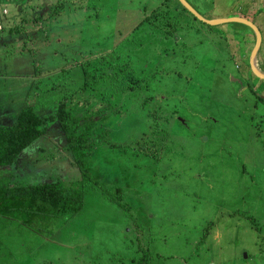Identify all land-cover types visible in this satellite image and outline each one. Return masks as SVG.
<instances>
[{
	"label": "rangeland",
	"instance_id": "1",
	"mask_svg": "<svg viewBox=\"0 0 264 264\" xmlns=\"http://www.w3.org/2000/svg\"><path fill=\"white\" fill-rule=\"evenodd\" d=\"M90 1L91 7L86 5L84 13H63L58 20L43 25L39 35L36 27L29 26L27 34L18 36L15 31H5L4 21L17 24L32 10L24 5L22 12L18 10L19 0L15 8L10 0H0V123H10L17 110L28 104L39 114L49 115L56 108V99L70 96L83 120L90 111L96 118L107 113L104 121L115 125L111 138L106 134L96 137L94 147L80 153L61 147L64 140L60 133L49 128L30 147L27 157L20 154L18 164L22 166L17 175L40 183L54 179L73 182L78 176L73 159L79 158L88 172V189L76 216L64 222L37 219L32 223L36 234L25 230L0 246V264H127L118 259L130 257L128 236L134 229L145 230L142 241L151 239L153 250L160 253L153 256L158 264H264V253L258 247L254 250L252 230L246 223L239 237L228 235L230 219L213 226L205 223L225 216L222 214L231 212L239 202L254 207L253 214L264 226V91L258 90L263 81L244 56L255 44H244L243 39L251 36L253 27L232 21L206 24L202 16L208 10H219L214 6L232 0L211 7L198 2L199 12L193 7L198 15L186 7L189 12L183 11L181 0ZM232 5L244 7L242 0ZM159 8L173 17L170 26L166 20L161 22L162 18L148 19ZM147 21L159 26L149 28ZM18 28L22 30L21 25ZM169 30L172 33L168 34ZM260 30L263 32V27ZM22 38L27 44L20 41ZM109 51L125 60L127 68L137 72L148 69L142 93L136 96L125 91L115 105L101 81L96 92L78 90L82 69L71 64L83 58L84 63H90L87 70H92L100 54ZM261 58L258 68L262 70ZM54 66L66 71L41 77L37 73L38 78L30 71ZM148 95H154L151 114L158 117L160 127L172 124L165 143L173 150L185 145L184 150L181 146L173 152L172 158L137 154L140 130L152 126L146 109L138 106V99ZM160 99H169L168 106ZM116 105L121 110L119 116L108 113ZM172 109L186 119L187 129L176 128ZM125 111L142 122L128 126L132 117ZM161 142L154 146L160 148ZM111 191H119L117 200L105 197V192ZM176 199L180 207L172 205ZM190 225L196 226V231ZM230 227L237 230L234 224ZM204 230L207 239L194 243Z\"/></svg>",
	"mask_w": 264,
	"mask_h": 264
},
{
	"label": "trees",
	"instance_id": "2",
	"mask_svg": "<svg viewBox=\"0 0 264 264\" xmlns=\"http://www.w3.org/2000/svg\"><path fill=\"white\" fill-rule=\"evenodd\" d=\"M3 1L8 2L9 0ZM19 1H22V4L20 3L17 5V9L21 12L24 8L30 9L32 10L31 15L28 17L21 16L17 24H8V22L5 21L3 23L5 31H15V34L18 36L21 34L23 35V33L27 34L26 29L29 26L36 27V34L39 35L41 30L44 31L43 25L49 24L50 20H58L61 14L72 15L75 11L87 9L86 5L91 7L90 0ZM10 2L11 3L9 4L12 5V8H15L14 6L18 3L17 0H10ZM21 5H24V8H22ZM179 6L182 10L187 11L184 5L180 4ZM10 11L13 12L14 10ZM81 12L84 13L85 11L82 10ZM147 17L148 19L153 18L156 20L162 18L161 22L166 20L168 26H170V23L173 21V17L169 16L168 13L160 8L153 10V13ZM143 19L148 20L146 17ZM147 22L149 28L159 26L150 21ZM20 25V29L22 30L18 31ZM167 32L170 34L172 33V30ZM22 39L20 41H22L23 44H27L26 39ZM39 39L37 40L40 41L44 38ZM39 44L42 43L39 42ZM64 44L68 43L64 41ZM62 55L63 53H60V57ZM74 57L75 55L72 56V58ZM97 60L98 63L92 66V70H87L90 63H87V61L84 63L83 58H81V62H79L78 59L71 62L73 65L79 64L82 69L83 81L78 85V90L81 88H88L89 90H94L96 92L98 90L97 84L101 81L102 88L108 87L109 94L107 93V96L114 105L120 94L125 91L130 90L136 96L142 93L146 84L144 80L148 77V69L146 72L144 69L137 72L133 68H127L125 60H121L116 52L112 54L111 51L100 54V57L97 58ZM64 69L65 67L54 66L51 69L47 67L45 69L40 68L36 71H30H32V74L36 75L38 78L39 74L37 73H41L40 77L41 75H47L51 72L57 75H63L66 71ZM249 73L252 72L249 70ZM37 80L38 79L35 81ZM262 81L264 82L263 78ZM263 82L258 88L260 92L264 91ZM43 86H47L45 85V82L43 83ZM248 87L250 86L248 85ZM44 89L46 90L47 88L45 87ZM255 94L258 95L260 93L256 92ZM25 97H27V95ZM153 97L154 95H148L142 101H139L137 98L138 106L146 109L147 115L150 118L149 120L152 122L150 130H140V141L137 143L138 148L136 147L137 154H143L144 156L155 158H161V155H163L164 157L171 156L172 158V153L179 150L181 146L182 150H184L185 145L182 143L177 150H173V146H169L165 143L167 136L172 131L171 120L168 117L164 118L166 122L171 124L170 128H167L166 126L160 127L158 117L151 114L154 108ZM65 98L59 100L56 99L54 101V103L57 104L56 108L49 115L39 114L35 110V106L28 104L17 110L14 119L10 123H0V246L7 245V242L13 239L15 234L20 235L25 232V230L32 234H36L34 231L35 229L33 230L34 227L32 228V223L37 219H61L62 222H64V219L76 216L84 206L86 189H88V184L86 182H88L89 176L79 158L73 159V164L78 171V176L76 177V180H73V182L70 183H61L56 179L47 180L43 183L29 182L28 179L21 178L16 173L20 166H22L18 164L21 158L20 154L22 153L23 157H27V152L28 150L30 151V147H32L35 141L43 136L49 128H54L60 133L61 138L64 140L63 145L60 144L61 147L67 151L72 149L73 151H79V153L84 148L92 149L95 145L96 137L106 134L108 138H111V128H114L115 125L114 122L109 123V120L104 121L107 113L97 116L96 118L93 117L95 113L90 111L87 112L88 116H84L83 120L82 116L78 114L76 108L72 106L70 96H65ZM168 100L169 99H163L161 102L164 106H168L166 104L168 103L166 102ZM172 112L180 114L174 109ZM108 113H113L114 116H119L121 115V110L119 106L116 105V107ZM125 113L132 117V124L128 126H133V124L136 125L142 122L135 116H132L131 112L125 111ZM174 120L175 122L173 121V124H175L176 128H188L186 123L182 121L179 122L176 119ZM154 134H158L159 136L157 138H152L151 136ZM161 138H164V141H162ZM158 141H162L160 148L154 146ZM43 157L45 156H42V158ZM46 157L51 158L52 156L50 155ZM43 160L48 159L43 158ZM10 166H13L14 169L7 170ZM166 191H170L168 186L166 187ZM111 192L112 193L105 192V197L109 201L117 200L119 197V191ZM180 203L181 202L176 199L172 205L174 207H180ZM253 209L255 208L247 203L238 202L232 207L231 212H224V214H222L225 216L218 215L205 223L213 226L219 220L230 219L227 224L228 235L230 237H239L241 235L239 234V230L241 226H244L246 223L252 230L251 233L254 238V250H257L258 247V249L264 253V226L260 225L261 223L258 218L253 214ZM232 218L235 219L233 220ZM229 223L234 224V227L236 226L237 230L235 232H233ZM190 227L192 230L196 231V226L190 225ZM4 230L7 231V234H4ZM145 234V230L134 229L132 235L128 236L130 242L129 249L132 253L130 257L124 256L121 257L122 260L118 259L119 262L125 261L127 264H158L155 259L153 260V256L160 255V253L153 250L150 238H145L144 241H142V237L145 236ZM259 236H261V238L258 240ZM2 237H5L6 241L3 240ZM207 237V232L204 230L202 231L199 240H195L194 243L204 242ZM22 242L23 241H20L18 244H22Z\"/></svg>",
	"mask_w": 264,
	"mask_h": 264
},
{
	"label": "crops",
	"instance_id": "3",
	"mask_svg": "<svg viewBox=\"0 0 264 264\" xmlns=\"http://www.w3.org/2000/svg\"><path fill=\"white\" fill-rule=\"evenodd\" d=\"M186 1L189 3V5L192 8L194 7L197 11L198 9L196 8V5L198 4V2L201 4L209 3L210 7L214 6L215 3L227 2V0H186ZM233 1L235 0H232V2ZM232 2L230 3L227 2L226 4H221V5H215L214 7L219 10H215L211 12L208 10L207 15L202 16L205 19L204 21L207 22L206 24L208 25H222L225 22L232 21L242 26H247V25L252 26L254 32L251 34V36H248V37L244 36L243 38L245 39L244 44H251L252 42L256 44V37H257V30H258L259 35H260L259 46L256 49H255V45L251 48H252V52L255 49L253 54L256 57V59L259 58L260 56L264 57V31L262 32L260 30V27H263V30H264V11H261L262 8H264V0H242L244 7L238 8V9L233 7ZM217 6H219L220 8H218ZM195 9L194 11H196ZM187 10L189 9L187 8ZM238 10L239 11L242 10L243 15L240 14ZM190 13L193 14L192 12ZM253 19H256L257 22H254ZM260 48L262 50L261 55H259ZM254 64H256L255 58H254ZM255 71L258 72V70H255ZM260 71L264 73V68Z\"/></svg>",
	"mask_w": 264,
	"mask_h": 264
},
{
	"label": "flooded vegetation",
	"instance_id": "4",
	"mask_svg": "<svg viewBox=\"0 0 264 264\" xmlns=\"http://www.w3.org/2000/svg\"><path fill=\"white\" fill-rule=\"evenodd\" d=\"M244 56H245V58L247 59V61L249 60V64L251 65V69L253 70V72L255 73V71L254 70H258V72H260V73H262L260 70L261 69H259L258 68V61H260L258 58L256 59V57L254 56V54H252V48L250 49V51H249V54L247 53L246 54V52L244 53ZM252 56H253V59H252ZM254 58H255V61H256V63H257V66L254 64ZM254 64V65H253ZM256 74V73H255ZM257 75V74H256ZM261 78V77H260ZM243 88H244V86H243ZM170 111V110H169ZM168 111V112H169ZM173 111V109L170 111V112H172ZM176 115V117L174 118V119H176V120H178L179 122L180 121H182V122H184V123H187L186 122V120L185 119H182V117L179 115V114H175ZM177 115H179V116H177ZM184 120V121H183ZM180 128V127H179ZM160 138V137H159ZM162 139V141L164 140V138H161Z\"/></svg>",
	"mask_w": 264,
	"mask_h": 264
},
{
	"label": "water",
	"instance_id": "5",
	"mask_svg": "<svg viewBox=\"0 0 264 264\" xmlns=\"http://www.w3.org/2000/svg\"><path fill=\"white\" fill-rule=\"evenodd\" d=\"M181 2L186 6V8H188L189 10H191V11H193V12H195V13L197 14V12L194 11V9L189 5V3H188L186 0H181ZM197 15H198V14H197ZM259 43H260V35H259L258 30H257V37H256L255 49L258 48ZM255 49H254V50H255ZM254 50H253L252 54L254 53ZM254 71H255V70H254ZM255 73H256L259 77H261V78L264 79V74H262V73H260V72H257V71H255Z\"/></svg>",
	"mask_w": 264,
	"mask_h": 264
},
{
	"label": "bare ground",
	"instance_id": "6",
	"mask_svg": "<svg viewBox=\"0 0 264 264\" xmlns=\"http://www.w3.org/2000/svg\"><path fill=\"white\" fill-rule=\"evenodd\" d=\"M254 65V64H253ZM256 66H257V64H255ZM262 74H264V73H262Z\"/></svg>",
	"mask_w": 264,
	"mask_h": 264
}]
</instances>
